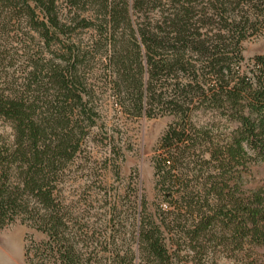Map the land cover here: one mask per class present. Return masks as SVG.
Wrapping results in <instances>:
<instances>
[{
    "label": "trees",
    "instance_id": "1",
    "mask_svg": "<svg viewBox=\"0 0 264 264\" xmlns=\"http://www.w3.org/2000/svg\"><path fill=\"white\" fill-rule=\"evenodd\" d=\"M192 1L0 0V120L10 131H0V229L19 220L45 236L29 240L26 264H92V231L64 186L107 88L123 115L173 118L153 165L168 210L153 217L139 199L133 247L113 264H264L254 252L264 246V186L239 195L229 184L264 160V55L245 61L241 49L264 28V0L201 10ZM199 109L234 124L229 135L196 127ZM211 161L221 170L212 197L182 187L191 163Z\"/></svg>",
    "mask_w": 264,
    "mask_h": 264
},
{
    "label": "rangeland",
    "instance_id": "2",
    "mask_svg": "<svg viewBox=\"0 0 264 264\" xmlns=\"http://www.w3.org/2000/svg\"><path fill=\"white\" fill-rule=\"evenodd\" d=\"M239 1V4L251 2ZM191 3L201 10L206 6L207 0H193ZM218 26L215 22L204 30L215 33ZM249 33L241 43L245 61L264 55L262 25L256 24ZM7 47L10 50L9 55L16 60L14 51L9 45ZM20 62L23 63L24 58ZM20 62L17 65H20ZM6 65L8 66V63ZM99 68V65L92 67V81L98 79L101 85L104 79H100L102 76ZM7 69L12 71L13 66H8ZM99 92L96 103L101 114L100 119L97 126L90 131L83 150L70 165L64 195L67 202H76L79 222L86 223L92 231V264H113L115 251L122 256L127 247H133L131 235L142 212V206L138 205L139 199L144 200L146 213L153 217L158 210H168L166 195L160 186H155L153 165L162 152L158 149V141L173 118H134L123 115L116 107L108 88L102 91L100 89ZM190 121L196 127H206L218 139L228 136L234 127V124L219 117L214 110H194ZM0 131L9 133V124L0 120ZM196 154L191 158L195 160ZM207 155L203 154L202 157L207 158ZM194 164L188 166L182 187L187 185L202 196L212 197L211 188L221 185V170L215 167V162L212 161L208 164ZM241 172L242 179L238 185H235L234 180L229 182L231 186L240 188L239 195H248L250 191L264 186V160L250 163L248 170ZM208 173L216 179H209ZM44 238V235L19 220L1 228L0 264H26L24 252L29 240L39 242ZM254 252L264 261V246L255 248ZM138 263L144 264L137 261ZM220 264H233V260L222 259Z\"/></svg>",
    "mask_w": 264,
    "mask_h": 264
}]
</instances>
